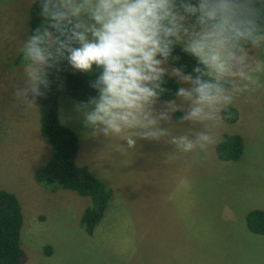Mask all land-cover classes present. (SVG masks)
Listing matches in <instances>:
<instances>
[{
	"label": "rangeland",
	"instance_id": "obj_1",
	"mask_svg": "<svg viewBox=\"0 0 264 264\" xmlns=\"http://www.w3.org/2000/svg\"><path fill=\"white\" fill-rule=\"evenodd\" d=\"M32 3L0 0V189L22 206V263L264 264V234L246 225L248 212L264 211V75L232 105L239 120L222 119L215 143L192 153L164 141L139 140L129 149L119 139L92 136L76 111L82 103L62 85L59 116L80 139L77 164L113 191L105 219L88 235L81 218L90 198L47 191L35 180L52 147L40 132L38 101L26 107L14 95L23 86V63L15 60L30 34ZM254 52L264 58V49ZM225 134L244 139L237 161L217 157Z\"/></svg>",
	"mask_w": 264,
	"mask_h": 264
},
{
	"label": "clouds",
	"instance_id": "obj_2",
	"mask_svg": "<svg viewBox=\"0 0 264 264\" xmlns=\"http://www.w3.org/2000/svg\"><path fill=\"white\" fill-rule=\"evenodd\" d=\"M41 24L23 39L16 99L36 105L62 62L93 67L96 95L76 105L94 137L164 141L175 151H206L221 113L260 82L264 29L252 0H33ZM183 57L194 64L188 70ZM176 84L172 99L160 103ZM179 119L173 123V117ZM176 126H183V131Z\"/></svg>",
	"mask_w": 264,
	"mask_h": 264
},
{
	"label": "trees",
	"instance_id": "obj_3",
	"mask_svg": "<svg viewBox=\"0 0 264 264\" xmlns=\"http://www.w3.org/2000/svg\"><path fill=\"white\" fill-rule=\"evenodd\" d=\"M256 10L257 23L264 29V0H252ZM38 7L32 3L30 7L29 27L31 32L41 24ZM19 54L15 65L23 63ZM188 64V70L194 61L183 57ZM99 69L93 67L88 73L71 69L67 62H62L58 69L49 75L50 85L44 98L38 100L40 116V132L51 145L52 155L44 166L35 172V180L45 190L56 192L59 189L70 190L81 197L90 198V205L84 210L81 224L88 235H93L102 224L109 210L113 191L96 176L87 166L78 165L80 139L72 128L62 124L59 116L60 87L80 103L96 95L90 84L99 74ZM169 93L161 97V101L172 99L176 84L169 81L166 85ZM228 123L239 120L238 109L230 106L221 113ZM179 119V114L175 116ZM244 139L239 134H225L216 145L217 157L225 162L239 160L244 152ZM24 223L22 206L17 196L0 189V264H23L24 250L21 246V230ZM246 225L255 234H264V211L254 209L246 215Z\"/></svg>",
	"mask_w": 264,
	"mask_h": 264
},
{
	"label": "crops",
	"instance_id": "obj_4",
	"mask_svg": "<svg viewBox=\"0 0 264 264\" xmlns=\"http://www.w3.org/2000/svg\"><path fill=\"white\" fill-rule=\"evenodd\" d=\"M60 109V108H59Z\"/></svg>",
	"mask_w": 264,
	"mask_h": 264
}]
</instances>
